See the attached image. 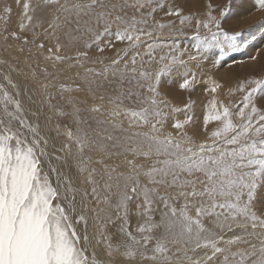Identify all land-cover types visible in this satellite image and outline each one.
I'll return each instance as SVG.
<instances>
[{"label": "snow or ice", "instance_id": "snow-or-ice-1", "mask_svg": "<svg viewBox=\"0 0 264 264\" xmlns=\"http://www.w3.org/2000/svg\"><path fill=\"white\" fill-rule=\"evenodd\" d=\"M154 2L156 7H163L159 0L112 4L110 10H105V0H75L71 4L68 0L63 3L61 0H41L38 6L46 19L37 26L44 22L48 24L43 33L35 32L36 26H33L31 41L27 35H18L16 31L8 32V35L0 33L5 42L11 37L21 41L22 45L34 44L40 35L51 37L56 41L57 54L49 48L45 58L54 62L73 60L70 68H84L85 61H91L93 65L100 63L99 70L84 68L82 79L89 92L93 91V85L102 88L104 82L112 83L111 77L121 84L127 80L135 89L146 85L151 94L140 101L144 106L139 110L124 105L125 99L131 103H136L132 99L134 96L140 99L139 91L133 87L126 93L110 97L108 119L96 122L107 124L113 132L125 135L108 133L102 137L108 143H101L80 127L73 132L66 128L62 130L57 124L42 134L39 110L31 113L36 119L29 122L19 99L18 85L13 83L10 75L2 74L3 80L16 91L11 95L0 84V264H144L145 261L149 264H264V106H257L264 105V77L248 81L251 87L241 86L245 94L243 107L237 113L239 123L233 122L229 107L220 111L212 102L211 111L204 117L205 125L209 120L218 122V127L210 134L212 143L196 144L193 136L188 135L187 126L192 117L183 121L174 119L173 131H165L169 112L161 107L164 102L157 100L161 78L165 72L173 70L176 55L160 56L159 60L167 63L158 71L145 68L143 57L141 67L137 68L139 53L132 56L131 68L119 53L108 64H104L101 56L89 57L87 50L95 47L103 54L105 48L111 46L110 42L101 45V40L112 34V23L125 25L123 30L118 27L115 31L117 41H133V33L152 37L151 31L137 27L147 23L143 16L139 19L135 15L128 17L124 10L135 8L139 12L147 6L151 8L148 13L151 15L156 10L152 7ZM256 7L264 10V0H256ZM117 8L124 14L106 20L105 17H112ZM97 9L101 10L97 12ZM11 11L10 7H5L4 15L0 16L6 32ZM23 11L28 24L21 20L19 29L25 32L33 20L30 13L35 8L25 2ZM93 14L97 30L90 40L84 41L87 50H78L74 57L59 55L62 45L57 32L72 24L79 32L81 18ZM168 14H172L171 10ZM225 14L222 11L220 16ZM175 15L180 17L181 10L176 9ZM183 19L187 17L182 18V23ZM101 23L104 24L103 31L99 30ZM210 25L216 31H212ZM201 26L209 30L211 41L200 40L198 30ZM164 27L158 24L159 29ZM196 28L197 49L203 47L207 51L213 43H219L220 36L233 50L241 46L238 43L240 34L230 35L223 30L220 19L211 11L206 21H196ZM86 31L93 33L91 27ZM141 43L140 35H136L130 47L138 48ZM176 43L172 39V46ZM157 46L156 41L148 44L150 50ZM243 46H247V41ZM36 47L39 54L44 43ZM24 51L23 46L19 47V53ZM146 55L148 64L156 60L151 51ZM11 71L19 70L9 67ZM35 75L33 71V78ZM76 75L80 77L79 72ZM190 83H195L194 77L191 81L184 78L180 87L187 88ZM60 89L64 91L65 85H60ZM75 90L83 89L77 85ZM66 103L71 105V113L58 110L59 114L71 115L77 125L86 123L77 102L69 98ZM90 111L102 110L93 106ZM171 111L175 113L180 109ZM122 116L127 118V128L123 127ZM141 128L144 130H138ZM61 135L67 142H60L57 147ZM121 146L132 159L126 156V172L117 173L116 168L105 164L104 160L120 155L109 148ZM93 152L103 154L96 161L102 165L101 169L92 166L90 154ZM181 198L184 203L177 209L175 202ZM101 205L112 209L114 214L102 215L105 208ZM132 205H135L134 209ZM156 211L161 213L158 223L154 221ZM133 214L143 217V223L136 229L139 238L129 231V217ZM109 227L115 231L110 233ZM160 227L164 228V233L156 236L155 230ZM225 233L230 235L226 237ZM121 235L126 236L127 241L113 244V239H119ZM253 237L258 244L252 242ZM198 250L204 251L201 254Z\"/></svg>", "mask_w": 264, "mask_h": 264}, {"label": "rangeland", "instance_id": "rangeland-1", "mask_svg": "<svg viewBox=\"0 0 264 264\" xmlns=\"http://www.w3.org/2000/svg\"><path fill=\"white\" fill-rule=\"evenodd\" d=\"M23 1V3L30 2L32 7L35 8V11L30 13L33 15V20L28 26L27 31L22 32L19 28L11 27L10 24L8 25L7 23L6 27L8 31L6 32L4 30L5 25H0V33L8 35V32L16 31L18 35H27L28 39L31 41L33 38V26H36L35 32L43 33L44 29L48 27V24L44 22L41 27L37 26L40 21L46 19L42 8L38 6L41 0ZM61 2L63 3V0H61ZM74 2L75 0H68L69 4ZM122 3L133 4L135 0H105V10H110L112 4L120 5ZM159 3L162 4L163 7H156L154 2L152 7H156V10L151 12V15H148L151 8L147 6L140 9L139 12H137L135 8H125L124 10L128 17L135 15L139 19L143 16L147 20V23L137 25V27L143 28L145 32L151 31L153 33L152 37L149 38L140 33H133V41L127 39L117 41L114 33L118 27L123 30L125 25L112 23V34L102 37L101 40V45L110 42L111 46L105 48L103 54H100L95 47L91 50H87L84 48V41L90 40L97 30L95 14H93L90 17L81 18L79 32L75 31V24L57 32L59 43L62 45L58 54L74 57L78 50H87L89 57L95 58L101 56L104 60V64H108L110 60L116 58L117 53H119L123 61L129 62V67L131 68L132 56L139 53L136 67H141V57H143V66L157 71L163 68L164 64L167 63L161 62L159 60L160 56L176 55L177 63L172 66L173 70L171 72H165L157 89L159 93L157 100L163 101L164 104H162L161 107H163L164 111L169 112V120L165 126V131H173L174 119L183 121L188 116H191L192 120L187 126L188 135L193 136L196 144H210L212 143L210 134L218 127V122L209 120L207 125H205L204 117L211 111L212 102L216 103L220 111H222L225 106L229 107L233 122L239 123L240 118L237 113L239 109L243 107L242 98L245 94L241 90V86L247 85L251 87V85L247 84L248 81L264 77V10L256 7V0H159ZM5 7H10L13 11L15 5L10 0H0V10L3 11ZM176 9L181 10L180 17L175 15ZM100 10L101 9H97L96 11L98 12ZM170 10L172 14L169 15L168 13ZM209 11H211L213 16L220 19L221 28L223 30L228 31L230 35L236 33L240 34L238 43H240L241 46L233 50L228 47L225 38L220 36L218 38L219 43H213V46L207 51H205L203 47L200 49L196 48L195 45L199 43V41L195 39L197 35L196 21H206ZM222 11L226 13L223 17L220 16ZM118 14L123 15L124 13L120 12L119 8H117L113 12L112 17H105V19L112 20L114 16ZM184 17H187V19H183L182 23L181 20ZM23 20L25 24H28L26 19ZM158 24H163L165 27L159 29ZM89 27L93 29V33H88L86 31ZM103 27L104 24L101 23L99 25V30L103 31ZM210 27L212 31H216L213 25H210ZM49 31L51 30L49 29ZM198 34L201 41H211V33L203 26L199 28ZM136 35H140V41L142 43L138 48H131L130 45L135 42ZM172 39L177 41L175 46H172ZM152 41H156L158 45L154 50L148 48V44ZM244 41H247L246 47L243 46ZM40 43H44V49L40 50V53L37 54L36 45ZM55 43L56 41L51 37L45 38L44 35H40L35 40L34 44L22 45L21 41L11 37L5 42L4 39H2V35H0V84H3L11 95H15L16 90L13 89L7 81L5 82L3 80L2 74H8L13 83L18 85L20 90L19 99L22 97L20 100L23 104L25 110L24 114L28 121H34L36 117L31 115V113L39 110V123L43 130L42 134H45L49 129H53L59 124L62 130L66 128L73 132L77 130V127L83 128L87 130L94 139L101 143H108L102 139V137L108 133H112L116 136L125 135V133L113 132L107 124H98L96 121L108 119V112L110 110L108 100L110 97L118 96L121 92L126 93L130 87L134 88V85L130 86L127 80L121 84L118 79L109 77L112 83L104 82L102 88H97L93 85V91L89 92L86 83L82 79L84 76V68L94 67L99 70L102 65L100 63L93 65L91 61H85L84 68H70L69 65L74 63L73 60L64 62L48 60L45 57L49 48L52 49L53 54H57L56 48L54 47ZM8 45L12 47H8ZM21 46L25 48L23 54L19 53V47ZM29 48H31V55H29ZM149 51L156 57V60L151 64L147 63L148 56L146 53ZM123 61L121 67H123ZM180 61L183 63H180ZM9 67L18 69L19 71L9 72ZM33 71L36 73L35 78L32 76ZM78 72L80 73V77L76 75ZM193 77L195 79L194 84L190 83L189 87L183 89L180 87L184 78H188L191 81ZM62 84L65 85L64 91L60 89V85ZM45 85H47L46 88L44 87ZM77 85L83 90L76 91ZM134 90L139 91L140 99L137 100V97L134 96L132 99L136 101V103H131L129 100L125 99L124 105L139 110L144 106L140 101L151 94L148 92L146 85L144 88H134ZM30 94L32 95L30 96ZM257 95L259 96L260 93H257ZM101 96L103 99H101ZM69 98L77 102L78 107L82 109L80 115L86 120V123L77 125L71 115L62 116L59 114V111L71 113V105L66 103ZM186 105L188 107H185ZM93 106H99L102 111L95 113L91 112L90 109ZM257 106L261 107L264 105L258 104ZM174 108H178L180 111L173 113L171 109ZM121 119L124 121L123 127L127 128V118L122 116ZM104 129H107V132H105ZM138 130L143 131L144 129L141 128ZM52 135H55V133H52ZM60 142H67V138L61 135L58 138L57 147H60ZM224 146L233 147L230 145ZM72 151L73 153L76 151L75 144L72 145ZM109 151L113 153L119 152L120 155H113L110 158L106 157L104 160L105 164L115 167L117 173L126 172L127 165L125 163V158L127 156L128 159H132V156L124 153L122 146L117 148L110 147ZM90 155L93 158L92 166L101 169L102 165L96 163V161L99 160L103 154L93 152ZM51 178L54 183L55 175L53 174ZM113 182L115 183V181ZM260 194L258 190V197ZM183 203L184 201L181 198L175 202V207L179 209ZM101 207L105 208V213H102V215L106 213L114 214L113 210L107 206L101 205ZM131 207L134 209L135 205ZM257 207H259V204H257ZM258 215H260L259 212ZM129 221V231L139 238V233L136 229L141 221H143V217H141L140 221V217L133 214L130 215ZM108 231L111 233L115 231V229L109 227ZM236 231L239 232V230ZM257 231H260V229L258 228ZM154 234L156 236L160 235L158 233ZM225 235L227 237V235L230 234L225 233ZM125 241H127V237L121 235L119 239L114 238L112 242L116 244ZM252 242L258 244V241L254 237L252 238ZM144 263L148 264L146 261Z\"/></svg>", "mask_w": 264, "mask_h": 264}, {"label": "bare ground", "instance_id": "bare-ground-1", "mask_svg": "<svg viewBox=\"0 0 264 264\" xmlns=\"http://www.w3.org/2000/svg\"><path fill=\"white\" fill-rule=\"evenodd\" d=\"M11 2H13V4L15 5V7H14V9H13V11L9 14V16H10V20H9V22H8V25L10 24V26L11 27H16V28H19V24L21 23V20H23L24 19V11H23V0H19V3H16V0H10ZM5 5V4H4ZM11 6V5H10ZM4 15V13H3V11L2 10H0V16H3ZM42 18V17H41ZM0 25H2V26H4L5 25V23H4V21L3 20H0ZM5 27V26H4ZM41 27V26H40ZM43 28V27H42ZM29 30H30V28H29ZM20 35V34H19ZM58 35V34H57ZM2 39H3V37H2ZM32 40V39H31ZM2 47V46H1ZM34 51V50H33ZM4 54V53H3ZM2 54V55H3ZM16 56V55H15ZM18 60V59H17ZM11 67H13V66H11ZM73 69V68H72ZM55 70V69H54ZM1 72V71H0ZM15 72V71H14ZM5 73V72H4ZM1 75V74H0ZM15 77V76H14ZM16 78V77H15ZM17 79V78H16ZM18 80V79H17ZM5 81V80H4ZM6 82V81H5ZM23 91H25V90H23ZM32 92V91H31ZM30 93V92H29ZM32 94H30V96H31ZM22 98V97H21ZM20 98V99H21ZM32 98V97H31ZM34 103V102H33ZM173 192L175 191V190H172ZM184 201V200H183ZM181 204V203H180ZM192 214H194V212L192 213ZM160 220H161V213H160V211H156L155 213H154V221L155 222H160ZM140 221H141V217H140ZM141 223H143V221H141ZM140 223V224H141ZM205 223H207V221H205ZM238 232V231H237ZM155 233H158V234H163L164 233V228L163 227H160V228H158V229H156L155 230ZM204 250H198V252L199 253H201L202 254V252H203ZM222 259V258H221ZM146 262H148V261H146ZM145 264V263H144ZM148 264H149V262H148Z\"/></svg>", "mask_w": 264, "mask_h": 264}]
</instances>
